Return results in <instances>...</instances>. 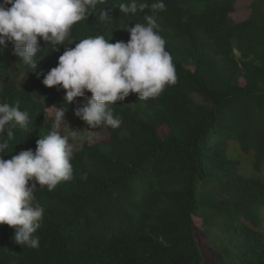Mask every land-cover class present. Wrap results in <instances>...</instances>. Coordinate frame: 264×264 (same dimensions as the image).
Masks as SVG:
<instances>
[{
    "label": "trees",
    "instance_id": "obj_1",
    "mask_svg": "<svg viewBox=\"0 0 264 264\" xmlns=\"http://www.w3.org/2000/svg\"><path fill=\"white\" fill-rule=\"evenodd\" d=\"M238 1L163 0L159 11L155 0H137L149 7L125 14L126 0H101L59 51L40 41L35 71L11 43L0 46V102L30 117L27 128L12 129L5 160L35 151L53 125L48 107H68L65 92L45 87L41 73L81 39L127 42V28L153 16L177 75L155 98L130 94L109 105L121 126H104L107 139L75 149L73 179L53 191L36 184L39 247L20 246L14 229L0 225V264H264V182L242 175L228 154L236 142L264 168V0L233 22ZM103 10L109 18H100ZM11 64L18 79L6 82ZM90 97L77 98L65 116L87 127L75 109ZM205 227L229 238L228 253L206 244Z\"/></svg>",
    "mask_w": 264,
    "mask_h": 264
},
{
    "label": "clouds",
    "instance_id": "obj_2",
    "mask_svg": "<svg viewBox=\"0 0 264 264\" xmlns=\"http://www.w3.org/2000/svg\"><path fill=\"white\" fill-rule=\"evenodd\" d=\"M101 0H3L0 3V46L13 45L12 54L34 71L37 57L43 52V40L53 51H59L78 22L90 16ZM149 5L126 0L119 4L125 14L143 12ZM153 10L164 11L163 0L151 4ZM101 19L109 18L107 11ZM146 24L135 23L128 27L127 42L115 43L103 35L87 37L65 47L56 67L43 75L47 88L58 87L65 92V107L55 108L51 130L36 141L35 151L27 149L5 160L8 140L14 136L13 128H27L30 117L19 105L0 102V225L15 231V241L20 246L39 247V237L34 235L41 227L44 209L34 205L36 184L53 191L63 181L73 179L71 163L77 142L82 143V131L72 130L65 114L77 98L91 93L86 103L75 109V116L90 129L121 126L109 105L123 102L130 94L139 100L159 96L167 85L175 84L177 75L171 54L166 51V41L156 30L153 16H146ZM74 42V41H73ZM70 42L69 44H72ZM68 45V44H67ZM32 71V72H34ZM62 129H66L65 135ZM35 183L30 184V182Z\"/></svg>",
    "mask_w": 264,
    "mask_h": 264
},
{
    "label": "rangeland",
    "instance_id": "obj_3",
    "mask_svg": "<svg viewBox=\"0 0 264 264\" xmlns=\"http://www.w3.org/2000/svg\"><path fill=\"white\" fill-rule=\"evenodd\" d=\"M255 0H239L238 1V10L235 14L230 17V20L233 22H241L249 18L250 16V6ZM15 65L11 64L8 73L6 74L5 81L6 82H15L17 78L15 73ZM3 84L0 83V96L3 90ZM55 109L47 108V113L51 119H53ZM65 121L72 130H80L82 131V136L84 140L82 143L77 142L76 150L80 149L85 142H89L93 144L98 141H103L107 139L108 135L105 132L104 128L100 127L97 129H90L87 127L77 125L71 118L65 116ZM62 132L67 135L68 132L66 129H62ZM228 154L240 161L242 164V175L249 176L253 178H259L264 182V168L260 171L255 168V156L254 153H246L244 152L240 145L236 142H231ZM203 231L207 234L206 244L218 252L228 253L229 247V238L224 237L218 234L214 230H210L207 227L203 228Z\"/></svg>",
    "mask_w": 264,
    "mask_h": 264
}]
</instances>
